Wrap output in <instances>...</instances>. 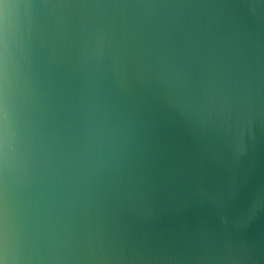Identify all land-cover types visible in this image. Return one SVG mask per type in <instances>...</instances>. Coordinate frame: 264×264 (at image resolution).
Segmentation results:
<instances>
[{
	"label": "water",
	"instance_id": "1",
	"mask_svg": "<svg viewBox=\"0 0 264 264\" xmlns=\"http://www.w3.org/2000/svg\"><path fill=\"white\" fill-rule=\"evenodd\" d=\"M0 264H264V0H0Z\"/></svg>",
	"mask_w": 264,
	"mask_h": 264
}]
</instances>
